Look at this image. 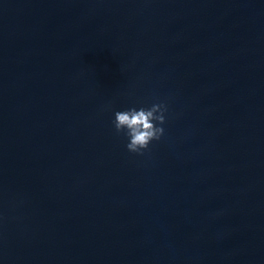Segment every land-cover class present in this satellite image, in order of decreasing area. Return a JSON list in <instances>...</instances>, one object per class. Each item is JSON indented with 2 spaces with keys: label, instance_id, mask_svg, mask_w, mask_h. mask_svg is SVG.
Returning <instances> with one entry per match:
<instances>
[{
  "label": "water",
  "instance_id": "obj_1",
  "mask_svg": "<svg viewBox=\"0 0 264 264\" xmlns=\"http://www.w3.org/2000/svg\"><path fill=\"white\" fill-rule=\"evenodd\" d=\"M0 264H264V0H0Z\"/></svg>",
  "mask_w": 264,
  "mask_h": 264
},
{
  "label": "clouds",
  "instance_id": "obj_2",
  "mask_svg": "<svg viewBox=\"0 0 264 264\" xmlns=\"http://www.w3.org/2000/svg\"><path fill=\"white\" fill-rule=\"evenodd\" d=\"M168 110L167 100L156 97L150 103H133L113 109L111 124L123 137L126 149L141 154L164 135Z\"/></svg>",
  "mask_w": 264,
  "mask_h": 264
}]
</instances>
